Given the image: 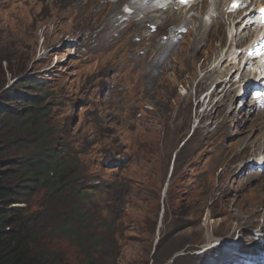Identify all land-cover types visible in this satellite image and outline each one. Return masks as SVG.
I'll return each mask as SVG.
<instances>
[{
	"label": "rangeland",
	"instance_id": "rangeland-1",
	"mask_svg": "<svg viewBox=\"0 0 264 264\" xmlns=\"http://www.w3.org/2000/svg\"><path fill=\"white\" fill-rule=\"evenodd\" d=\"M116 1L0 0V60L7 83L17 80L11 70L44 84L38 94L50 104L52 147L76 161L77 173L84 174L66 195L51 201L52 213L43 223L54 225L75 213L82 204L78 191L87 187L90 197L82 211L91 231L117 254L116 264H229L241 251H264V200L258 197L263 191L251 177L264 176V167L257 164L264 151L231 159L246 142L235 127L248 128L255 114L264 112L240 106L235 96L242 83L231 88L237 94L230 100L221 92L210 97L221 81L216 75L203 80L211 66L202 65L218 45L212 36L218 28H212L213 19L209 25L203 9L212 12L214 1L192 9L187 33L178 40L181 29H163L177 23H166L167 14L151 13L153 20L138 25L145 10L136 9L135 0H125L112 14ZM100 2L108 6L99 9ZM133 8L136 15L130 16ZM111 14L110 35L123 41L106 47L102 33L110 27ZM194 17L208 27L202 37L196 24L190 25ZM232 18L233 27L225 19L229 42L238 22ZM126 19L134 24L126 26ZM151 24L160 28L150 35ZM198 39L203 40L194 49ZM209 59L215 60L213 54ZM218 101L220 115L214 110ZM263 115L248 133L252 142L264 137ZM1 125L8 159L38 149L39 136L14 118H2ZM258 199L263 206L250 223L249 215L262 205L254 206ZM38 209L31 207L32 212ZM52 241L71 264L85 262L67 240ZM105 254L98 264L112 262Z\"/></svg>",
	"mask_w": 264,
	"mask_h": 264
},
{
	"label": "trees",
	"instance_id": "trees-1",
	"mask_svg": "<svg viewBox=\"0 0 264 264\" xmlns=\"http://www.w3.org/2000/svg\"><path fill=\"white\" fill-rule=\"evenodd\" d=\"M9 72L17 79L11 85L0 60V264H71L54 248L52 240L56 237L67 240L69 247L85 257L81 264L101 263L105 253L112 258L110 264H116L117 254L107 249L102 236L91 231L90 220L82 211L90 197L87 187L78 191L82 204L76 205L75 213L54 225L43 223L47 222L44 217L52 213L51 201L66 195L72 184L82 181L84 174L77 173L76 161L52 147L50 104L47 97L38 94L44 84L35 77L21 79ZM7 117L39 136L40 145L34 153L17 160L6 157L1 124L2 118ZM32 206L39 209L32 212Z\"/></svg>",
	"mask_w": 264,
	"mask_h": 264
},
{
	"label": "bare ground",
	"instance_id": "bare-ground-1",
	"mask_svg": "<svg viewBox=\"0 0 264 264\" xmlns=\"http://www.w3.org/2000/svg\"><path fill=\"white\" fill-rule=\"evenodd\" d=\"M124 1L125 0H118L115 2V5L112 7V14L119 11V9H120L119 7L121 6V4ZM160 1L161 0H159L158 2H160ZM167 1H169V0H167ZM213 1H214V5H212V6H214V11L218 14V17L215 20L214 19L212 20V28H218V31L216 34L213 33L212 36H213L214 40H218V45H217V47L213 48V52L209 55V58H210L211 55L213 54L215 60L211 63L212 58H211V60L209 58H206V60H205L206 63L204 65H202V68H204L205 66H207V68H209L211 66L209 68V70L207 71L206 75L204 76L203 80L204 79L205 80L210 79L216 75L218 77L219 83H220V81H221V83L217 86V87H219V90H214L212 92V94L210 95V97L214 96L218 92H221L223 94L225 93L224 97L227 98V100H230V98L232 97V94H234V93L237 94L236 93L237 90H234V91L231 90V88L233 86L236 85L237 89H238L240 83H244L243 88L246 90L247 88L252 87V85L255 83V81L252 79L253 72L246 68L247 65H244L243 55L242 54L238 55V54L232 53L234 47H236L237 45H239L245 41L250 40L253 37L254 32L251 31L252 30V22H251L252 16H246L245 15L241 20H239L243 16V15H241L239 18L237 17L236 19H234V22H236L237 20H238V22H236V25L234 26V30H230L232 40L229 42V40L225 36L226 31H227V26L223 20V12H221V8H220V6H222V4H224L226 2V0H213ZM150 3H151V5L147 6V4H150ZM174 3L175 2H171L170 4H168V6H165L164 8H162V10H159V7L153 3V0H149L147 3H146V0H135L131 4L136 9H138V7H140V9H144L146 12L145 19L141 20V22H139V25H141V23L146 21V20H153V18L150 16L151 13L162 12V14H167L166 18H164L166 20V23H170V22H174V21L177 22L175 25H168L173 30L184 29L185 27H187L189 25V21H188L187 16L189 15V13L191 11H193L195 9V7L193 8V10L189 9L188 7H183V8H181V10L179 12L176 13L172 9L175 7ZM95 6H96V4H95ZM105 6H108V4H106V3L101 4V2H100L98 8L102 9ZM207 8L203 9V13H205V14L209 13V11L206 12ZM165 10H168V11L165 12ZM112 14L109 15V17L107 18V24L110 27L102 33L103 38L106 40V44H107L106 47L117 46L120 44V42L123 41V40L119 41L120 39L114 40L111 37L113 34L110 35V32L113 29L112 24L114 22V16ZM134 14H136V12H134ZM162 14H160V15H162ZM252 14H254V12ZM93 18H94L93 15L88 16L89 20H91ZM117 19H118V17H117ZM192 24H196L194 30H196L198 36L200 35V37H202L208 29V27H206V25L204 24L203 20H199L195 17L190 22V25H192ZM115 25H116V23H115ZM150 26H155V24H151ZM120 27H122V26H120ZM165 28H166V26L163 27V29H165ZM210 31H211V29H210ZM115 33L119 34V31H115ZM114 35H116V34H114ZM170 38H173V41L175 40L173 34L170 36ZM166 39H168V37H166ZM202 40L203 39L195 40L194 49H198V47L201 45ZM235 97H237V95ZM219 102L220 101H218V105H215L214 110H215L216 114L220 115V112L217 111L218 107H219ZM230 103H232V102H230ZM253 111H254V113H257V111L255 109ZM255 115L258 117L251 120V122H250L251 124L248 128H244L243 125H238L235 127V128H238V129H236L237 130L236 133L244 135L243 138H246V142L244 144L245 146H243L242 149L237 151V153L235 155H233V157H231L232 160L237 158L240 161L242 158L246 159L249 156L258 155L259 153L264 151V137L258 143L252 142L251 139H249V137H248V133L252 130V128L259 126L258 120L261 119L263 114H255ZM263 117H264V115H263ZM239 123L242 124V121L240 120ZM227 125H228V117L226 115V117L223 118L221 126L225 127ZM257 164L258 165H264V156L262 157V159H259L257 161ZM251 177H253V179H258L257 189L261 190V192L263 191L262 194H260L258 197L260 198L261 201H263L264 200V189H263V187H264V176L254 174V175H251ZM251 177H249V178H251ZM257 204H262V202H259V199H258L255 202L254 206H256ZM262 206H263V204L259 205L254 210V212H255L254 215H253V213H251L249 215L250 223L252 222V220H254V217L257 216V214L260 210L259 208ZM261 214H262V216H261ZM252 215H253V217H252ZM260 216H261V219L263 221V224H262V229H263L264 228V209L260 213Z\"/></svg>",
	"mask_w": 264,
	"mask_h": 264
},
{
	"label": "snow or ice",
	"instance_id": "snow-or-ice-1",
	"mask_svg": "<svg viewBox=\"0 0 264 264\" xmlns=\"http://www.w3.org/2000/svg\"><path fill=\"white\" fill-rule=\"evenodd\" d=\"M183 2H187V0H183ZM234 7H239L240 5L234 4ZM262 14H264V9L261 10Z\"/></svg>",
	"mask_w": 264,
	"mask_h": 264
}]
</instances>
